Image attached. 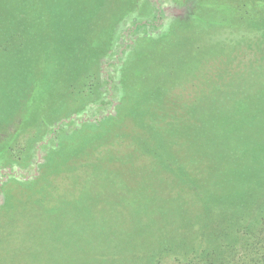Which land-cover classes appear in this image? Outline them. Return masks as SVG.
<instances>
[{"label": "rangeland", "instance_id": "374dc122", "mask_svg": "<svg viewBox=\"0 0 264 264\" xmlns=\"http://www.w3.org/2000/svg\"><path fill=\"white\" fill-rule=\"evenodd\" d=\"M75 230L120 248L91 264H264V0H0V264Z\"/></svg>", "mask_w": 264, "mask_h": 264}, {"label": "trees", "instance_id": "16d2710c", "mask_svg": "<svg viewBox=\"0 0 264 264\" xmlns=\"http://www.w3.org/2000/svg\"><path fill=\"white\" fill-rule=\"evenodd\" d=\"M178 220V219H177ZM154 221L158 222V218L154 219ZM77 230H75V232L73 233H69L68 235L65 236L66 241H68L69 246H66L63 248V242H61L63 245L61 247V250H57L55 257L59 258V261H62L63 263L61 264H71V262H75L74 260H76L77 255L79 253H81L82 251H85L86 249L90 250L91 253V260H89L88 262H93L96 260L95 254H97V252L100 255H104L107 252H111V255L113 256H117L118 255V251L120 248H116V247H106L104 249V251H98V245L94 244L90 241V239H88L87 242H83L84 245H80L78 243V235H77ZM63 249V250H62ZM104 252V253H103ZM126 254V253H125ZM128 254V253H127ZM108 255H110V253H108ZM54 259V258H53ZM130 259V258H129ZM128 259V260H129ZM108 262H104V264H107ZM91 264V263H90Z\"/></svg>", "mask_w": 264, "mask_h": 264}]
</instances>
